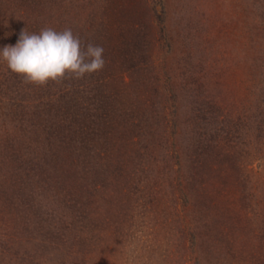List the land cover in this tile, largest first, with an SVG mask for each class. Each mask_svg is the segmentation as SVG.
I'll return each instance as SVG.
<instances>
[{
  "label": "rangeland",
  "instance_id": "rangeland-1",
  "mask_svg": "<svg viewBox=\"0 0 264 264\" xmlns=\"http://www.w3.org/2000/svg\"><path fill=\"white\" fill-rule=\"evenodd\" d=\"M45 26L107 60L44 86L0 61V264H264V0H0V50ZM70 94L105 162L66 147Z\"/></svg>",
  "mask_w": 264,
  "mask_h": 264
},
{
  "label": "clouds",
  "instance_id": "clouds-1",
  "mask_svg": "<svg viewBox=\"0 0 264 264\" xmlns=\"http://www.w3.org/2000/svg\"><path fill=\"white\" fill-rule=\"evenodd\" d=\"M103 53L101 45H84L71 28L45 26L39 32L22 29L15 45L0 50V61L25 83L44 86L49 81L79 80L103 70Z\"/></svg>",
  "mask_w": 264,
  "mask_h": 264
},
{
  "label": "trees",
  "instance_id": "trees-1",
  "mask_svg": "<svg viewBox=\"0 0 264 264\" xmlns=\"http://www.w3.org/2000/svg\"><path fill=\"white\" fill-rule=\"evenodd\" d=\"M111 18V17H110ZM117 18H121V15L120 16H117ZM113 21H114V19H112ZM116 21V20H115ZM117 22H119V21H117ZM124 21H122L121 23H123ZM109 23H107L106 24V27H107V32H108V34L110 33V30H108L109 29ZM113 33H114V29H113ZM81 41L83 42V44L85 45V44H87V43H89V42H91L92 43V41L94 42V39L93 38H91V36H88V37H84V38H82L81 39ZM99 41V40H98ZM97 41V42H98ZM106 55H107V52L104 50V53H103V56H104V59L105 60H107V58H106ZM108 69V68H107ZM94 74V73H93ZM96 74V73H95ZM103 74H106V71L103 73ZM101 76H104V75H101ZM102 82V83H101ZM100 83L101 84H103V83H108V81L107 80H103V81H100ZM106 86V85H105ZM158 92V91H157ZM156 91H155V93H157ZM67 95V94H66ZM75 95H69L67 98H70L71 100H74L75 101V103L73 104V106H76V111L75 112H73V114H72V116H73V118L75 119V121H73V127L71 128L70 127V129H71V131H69V134H65V133H62V138L65 140V145H66V147H68L69 146V143L73 146V148H75V150H76V152H77V154H78V156H82L83 157V155H86V154H90L91 153V151L93 152V153H95L96 155H98V158L100 157V159L101 160H103V162H105L106 161V157H105V148L106 147H101V151H102V153H101V151H100V149L98 150V149H96V144H95V142H94V137H95V135L97 134V132L99 131V130H96L95 128H92L91 126H92V124H90V125H83V124H81V125H78L80 122H79V120H85V121H91V123H92V120H91V113H89V111H90V107H88V106H83L84 104H85V102H86V104H87V99L89 100V98H90V96H87V97H85V98H82L81 99V97L80 96H75ZM40 97H42V96H40ZM83 97V96H82ZM89 97V98H88ZM38 97H36L35 99H37ZM98 98L99 97H97V98H95L96 100H98ZM94 103V102H93ZM135 104V103H134ZM108 106H105V110H103V112H102V118L103 119H105V120H109V114L111 113V111H109L108 110V108H107ZM82 109H89V111L87 112L89 115L88 116H86V115H84V116H82L83 114V112H81V110ZM65 110V109H64ZM82 115H81V114ZM70 116V115H69ZM71 117V116H70ZM61 120V121H60ZM65 120L66 119H61L60 118V114H59V121L62 123L61 125H63L64 124V122H65ZM79 122V123H78ZM103 125H102V127L100 128V131H101V134H100V136L101 135H103V137H106L105 136V131H106V126H105V122H103L102 123ZM71 126V125H70ZM84 126H86V128L84 127ZM68 128V127H67ZM85 128V129H84ZM95 129V130H94ZM72 133V134H71ZM73 133L75 134V136L76 137H74V135H73ZM96 137H97V135H96ZM102 137V138H103ZM75 138H77L78 140H75ZM92 140H93V142H92ZM69 142V143H68ZM77 156V157H78ZM38 162V161H37ZM37 164V163H36ZM107 165V164H106ZM84 166H86V164L84 163ZM35 167V166H34ZM34 170H35V168H34ZM62 170L64 171V169L62 168Z\"/></svg>",
  "mask_w": 264,
  "mask_h": 264
}]
</instances>
